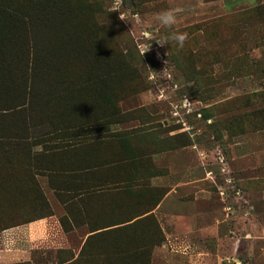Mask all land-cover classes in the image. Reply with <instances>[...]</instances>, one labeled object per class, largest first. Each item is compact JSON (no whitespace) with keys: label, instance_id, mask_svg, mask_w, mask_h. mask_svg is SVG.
<instances>
[{"label":"rangeland","instance_id":"1","mask_svg":"<svg viewBox=\"0 0 264 264\" xmlns=\"http://www.w3.org/2000/svg\"><path fill=\"white\" fill-rule=\"evenodd\" d=\"M177 8L171 29L154 21ZM174 32L187 33L183 48L155 41ZM10 41L20 59L11 72L0 65V94H17L9 82L18 75L27 93L33 52L36 121L68 120L89 134L65 163L125 183L84 196L81 211L69 205L77 226L88 223L71 235L72 248L59 249L70 243L61 236L38 248L24 242L0 264H264V0H0V44ZM46 66L50 76L69 74L74 91L86 88L81 110L38 99ZM67 200L56 211L69 228ZM35 206L3 219L47 212ZM101 227L89 255L65 257L77 258L82 237Z\"/></svg>","mask_w":264,"mask_h":264},{"label":"trees","instance_id":"2","mask_svg":"<svg viewBox=\"0 0 264 264\" xmlns=\"http://www.w3.org/2000/svg\"><path fill=\"white\" fill-rule=\"evenodd\" d=\"M10 12L6 14L16 17L14 14L17 12ZM17 15H19L17 16L18 22L16 26V30L18 31L21 29L20 27L24 20H21L20 12ZM9 29L15 34L16 30L14 27H10ZM18 53V58L20 59L17 45L11 43V41L6 44H0V65L4 64L7 67V71L11 72L13 68L10 63L12 62V58L17 56ZM26 55L25 70L27 71V75L25 72V76L29 77L26 82L27 86L29 84L27 93L25 95L24 93H19V85L20 88L22 87V75H18L17 80L10 78L11 81L9 82V86H12V83H18L17 94L16 90L12 88H7V93H4V91L0 94V171L2 169L1 172L8 173L10 176L6 180L0 179V227L5 228L52 214L51 205L42 188L37 183L36 175L39 173L49 177V184L55 190L60 201L61 196L68 195L69 200L63 203L67 206V217L71 226L69 228L66 227L65 217L61 219V222L66 230H70L73 227L72 224H75L73 214L69 210L72 204L79 205L78 209L81 211L83 208L82 198L84 196L90 195L92 191L100 190L104 188L103 186H108L109 184H123L125 180L90 179L85 177L84 174H87L93 168H97V166L91 168L84 165L65 163L67 158L70 157L69 154H71L72 149L78 150L89 144L88 139H85L89 134L83 132V129L79 126L74 128L68 120H65L59 126L49 123L43 125L36 121L37 110L34 108L36 96H34L32 91L36 77L34 76L36 60L33 52L30 51ZM67 59L70 60L67 55L64 57L61 54L62 62ZM41 74L38 99L47 100L50 107H61L59 109L67 112L70 109L81 110L83 108L81 105L84 101L86 88H78L74 91V81L69 77V74L50 76L56 74V72L52 71L48 66L42 68ZM14 100L16 103H14ZM8 102L10 103L8 104ZM74 131L79 133V136H75ZM59 133L61 135H58ZM75 137H79V140H76ZM37 146H40V149H35ZM29 175L32 176L29 177ZM31 178H34L35 181ZM29 179L30 181H27ZM34 199L35 201H33ZM26 202L28 204L24 205ZM35 205L40 210L43 209L42 207L46 208L47 212L44 211L32 216L26 214L24 219L19 223L6 224L3 219L6 218L5 214L8 212H11L12 216L16 210L27 213L31 212ZM83 212L87 214V211L84 209ZM133 219H129L128 222ZM100 229H103V227L92 230L93 233L87 238L77 258L73 255L72 251H69V254L65 257L68 258L71 255V258L68 260L72 261V259L77 260L85 255H89V251L87 250L89 240L103 234L104 230L98 231Z\"/></svg>","mask_w":264,"mask_h":264},{"label":"crops","instance_id":"3","mask_svg":"<svg viewBox=\"0 0 264 264\" xmlns=\"http://www.w3.org/2000/svg\"><path fill=\"white\" fill-rule=\"evenodd\" d=\"M35 149H40V146H37ZM1 171L0 179L6 180L10 177L8 173L6 174L5 172ZM31 176L32 175H29V177ZM31 179L35 181L34 178ZM36 179L39 186L43 189L53 212L51 215L37 218L28 222L10 225L5 228L0 227V257H2V254L10 257L19 255V253H22L23 249L19 248L18 246H21V244L24 242L31 245H37L36 247L38 248L42 242H58V238L56 237L60 238V236L64 237L70 243L69 247H60L59 249L72 248L71 235L74 234L79 228L81 229V227L84 228L88 226V223L83 224L82 226L72 224L73 229L66 230L62 225L61 216L56 211V207L58 206L56 203H59L62 206L64 204H62V202L57 197L55 190L50 186L49 177L47 175L37 173ZM27 181H30V179ZM33 201H35V199ZM27 204L28 202H26L24 205ZM65 214H68L67 210ZM83 214L87 218V214L84 212ZM91 233L93 232L88 231L86 232L85 237H82L81 246L79 247L78 251L74 250L76 254L81 251L84 243L87 240V237Z\"/></svg>","mask_w":264,"mask_h":264},{"label":"clouds","instance_id":"4","mask_svg":"<svg viewBox=\"0 0 264 264\" xmlns=\"http://www.w3.org/2000/svg\"><path fill=\"white\" fill-rule=\"evenodd\" d=\"M118 9V8H117ZM182 9H169V10H164L161 12H158L155 14L154 16V21L157 22L160 26L164 27V28H169L171 29L174 25L177 24V20H178V13L181 12ZM120 19L121 20H128L127 17L120 15ZM143 38L145 39H149V40H154L152 37V33L148 32V31H144L142 33ZM174 40L179 48H183L184 44L187 40V33H183V32H174L171 37H165V38H160L158 40H155L161 47H163L164 45L169 43V40ZM150 46L146 47V48H141V53L142 55L144 53H146L149 50ZM190 103V101H188Z\"/></svg>","mask_w":264,"mask_h":264}]
</instances>
